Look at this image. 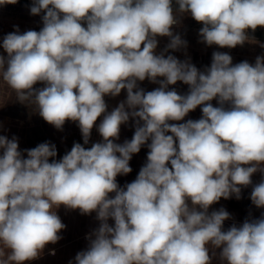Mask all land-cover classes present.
Returning a JSON list of instances; mask_svg holds the SVG:
<instances>
[{
	"label": "clouds",
	"instance_id": "obj_1",
	"mask_svg": "<svg viewBox=\"0 0 264 264\" xmlns=\"http://www.w3.org/2000/svg\"><path fill=\"white\" fill-rule=\"evenodd\" d=\"M175 2L174 9L173 0H33L30 13H45L42 29L20 34L17 28L3 38L0 78L17 101L35 105L58 130L68 120L78 122L84 144L104 117L102 142L90 149L74 143L51 163L54 144L25 149L24 158L16 137L0 136V257L7 250L0 264L37 259L59 241L66 227L56 214L61 205L96 212L100 221L75 264H212L217 258L220 264H264V213L226 231L230 213H209L221 198L240 199L254 173L264 174V56L254 65H233L229 54L214 52L211 66L200 71L164 55L186 48L173 33L185 14L203 24L199 35L208 46L243 45L247 30L264 27V0ZM157 36L170 38L159 54ZM146 78L160 87L145 92L137 81ZM178 81L189 86L186 95L167 90ZM37 82L44 87L34 88ZM122 89L126 100L107 113L104 97ZM200 105L199 120L168 123ZM130 117L132 139L115 143ZM149 140L147 163L121 188L116 177L132 171L129 161ZM250 199L264 208V178Z\"/></svg>",
	"mask_w": 264,
	"mask_h": 264
},
{
	"label": "rangeland",
	"instance_id": "obj_2",
	"mask_svg": "<svg viewBox=\"0 0 264 264\" xmlns=\"http://www.w3.org/2000/svg\"><path fill=\"white\" fill-rule=\"evenodd\" d=\"M33 0H18L15 4H5L0 5V45H2L3 38L14 31L19 29V33L23 34L28 30H34L39 32L43 27L42 16L45 14L41 12L39 15H32L30 13V7ZM173 7L178 8L175 0H173ZM83 27H87L86 22H81ZM177 28L186 29V33L180 35L181 39L187 42V46L180 48L178 51H174L175 57L180 61L188 60L190 63L193 62V57L195 53H198L202 59L208 60V63L201 67L200 71L205 68L210 67L212 63V54L214 52L227 53L232 57V64H238L243 61H247L254 65L256 58L258 56H264V40L257 38L253 35L251 29L248 31L249 40L243 45H237L235 48L223 47L218 45L208 46L206 43L202 42L199 35L200 29L203 27L201 22H194L190 14H185L181 17V22ZM158 43L155 52L157 54L162 52V48L167 46L170 42L166 37H156ZM143 47V45H142ZM0 55L7 57V53L4 51L2 46H0ZM163 77H158L157 80H162ZM139 88H142L145 92L153 91L160 87L159 83H153L147 78L144 81H137ZM44 84L42 82H37L34 88H42ZM175 89L178 94L186 95L189 91V86L181 81H178L175 85H169L168 91ZM75 91V90H74ZM135 91V89H134ZM13 90L7 86V84L0 78V136H5L8 139L13 137L17 138L19 145L18 150L21 151L24 158H27V153L25 149H32V144L28 141L27 131H29L28 121L26 119H21L15 117L9 113L8 105L6 101L12 99ZM127 98V90L122 89L118 96L112 97L106 95L104 97L105 102L110 105V112L115 109L122 101ZM214 107H218L216 99L210 101ZM202 107L203 105L197 106L193 111H190L183 120L181 121H169V124H180L185 123L187 120H199L202 117ZM227 108V105H225ZM8 110V112H7ZM128 110V109H126ZM34 126H36V136H38L39 144L49 142L56 146L57 156L54 158H49L51 163L53 159L59 161L62 157L71 151L73 143L71 138L77 136L78 141L85 149H90L94 143L102 142V137L98 132V126L100 122L94 124L89 143L84 144L82 133L78 126V122L66 121L63 125L62 130H58L55 126L46 122L37 112V115L32 119ZM135 132V119L129 118L126 124L120 126L119 139L115 140V143L123 144L126 140L130 141ZM171 135V133H166ZM34 135V136H35ZM35 136V137H36ZM175 139V138H174ZM141 147L139 153L133 154L130 160L134 165L132 171L127 175H118L116 181L121 188H124L126 184L133 182L140 171V169L147 163V154L150 149L147 147V143ZM178 143V141H177ZM3 150H0V155H2ZM119 155V154H117ZM171 168V164H168ZM264 178V174L261 172H256L252 175V184L247 187H241V198L236 199L233 195L230 199L221 198L219 202L214 203L209 207V213L220 208H224L230 213L231 219L224 222L223 230H227L233 224L240 226L246 219H258L261 214L264 213V208H257L252 204L250 199L253 187L259 184ZM114 193H110L109 196L114 198ZM190 203V202H189ZM199 210V209H198ZM56 214L60 217L62 223L66 226L62 229L58 235L62 238L55 244L49 243L43 249L39 258L34 259L29 264H75V257L77 253L85 251L88 249L90 241L87 238L91 233H93L99 226L100 221L96 218V212L91 214H81L79 209H68L61 205L56 209ZM110 226H114V220L111 218L108 221ZM94 238V237H93ZM54 248V255L51 254V249ZM217 253L219 249L216 250ZM211 254V253H210ZM5 255L7 257V250L5 249ZM212 264H220L219 259H213Z\"/></svg>",
	"mask_w": 264,
	"mask_h": 264
},
{
	"label": "trees",
	"instance_id": "obj_3",
	"mask_svg": "<svg viewBox=\"0 0 264 264\" xmlns=\"http://www.w3.org/2000/svg\"><path fill=\"white\" fill-rule=\"evenodd\" d=\"M194 22H197L195 19H193ZM183 28H177L176 26H174L173 28V33L174 35L178 34L179 36L180 35H183L184 33H186V29L185 30H182ZM252 31V30H251ZM253 35L257 36V38L259 39H263L264 40V27H260L258 26L257 29L253 32ZM166 39L168 41H170V38L169 37H166ZM166 47V46H165ZM165 47L162 48V52L163 50L165 49ZM165 55V58L167 57V55H173L175 56L174 54V50H171L169 49L167 52L164 53ZM203 57H201L198 53H195L194 57H193V62L192 64L195 65L198 69H200L201 67H203L204 65H206L208 63V60H205V59H202ZM106 105H107V108H106V112L107 113H110V105L108 104V102H105ZM6 105H8V108H9V113L15 117H19L21 119H26V118H29V119H26V121H28V124L32 123V124H36L34 123V121L32 120L34 116L37 115V111H36V108H35V105L33 104H30L28 102H25L24 103H21L19 101H17V97H16V93L13 91L12 92V99L10 101H6ZM228 107V105H227ZM8 112V110H7ZM103 117H104V114H102L100 117L97 118V122H101L103 120ZM29 125V131H27V135H28V141L30 143H33L32 144V147L35 148L37 145H39V143H37L38 141V136L35 135V133H37L38 135V132H36V126L34 125ZM36 137H35V136ZM78 138L76 135L73 136L71 138L72 142L74 143L76 141H78ZM74 145V144H73ZM129 165L131 167V169H133V163L131 161H129Z\"/></svg>",
	"mask_w": 264,
	"mask_h": 264
},
{
	"label": "crops",
	"instance_id": "obj_4",
	"mask_svg": "<svg viewBox=\"0 0 264 264\" xmlns=\"http://www.w3.org/2000/svg\"><path fill=\"white\" fill-rule=\"evenodd\" d=\"M53 250H54V248L51 249V252H52ZM0 259H7V257H6V255H5V256H3V257H0ZM31 261H32V260H30V261H24L23 264H29V263H31Z\"/></svg>",
	"mask_w": 264,
	"mask_h": 264
}]
</instances>
